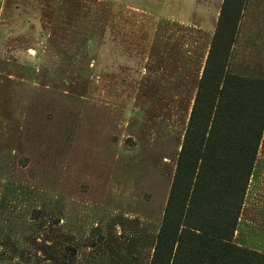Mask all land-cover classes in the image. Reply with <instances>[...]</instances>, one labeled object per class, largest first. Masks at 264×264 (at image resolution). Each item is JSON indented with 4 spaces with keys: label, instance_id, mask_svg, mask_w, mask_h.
Returning <instances> with one entry per match:
<instances>
[{
    "label": "rangeland",
    "instance_id": "1",
    "mask_svg": "<svg viewBox=\"0 0 264 264\" xmlns=\"http://www.w3.org/2000/svg\"><path fill=\"white\" fill-rule=\"evenodd\" d=\"M223 4L0 0V264H150L163 229L227 218L264 256V134L245 189L216 143L191 180L201 121L219 137L258 116L240 80L264 79V0H245L223 57L239 82L198 95ZM170 251L191 262L186 239Z\"/></svg>",
    "mask_w": 264,
    "mask_h": 264
},
{
    "label": "trees",
    "instance_id": "2",
    "mask_svg": "<svg viewBox=\"0 0 264 264\" xmlns=\"http://www.w3.org/2000/svg\"><path fill=\"white\" fill-rule=\"evenodd\" d=\"M245 5V0H224L221 11V18L218 27L210 44V52L207 60V66L212 64V61L217 58L216 52L220 53L221 57L217 62V67L214 76H208V70L204 72V81L209 77L210 88L208 92L202 91L203 81L200 83L198 95L204 97L208 102H212L215 98H220L224 95L225 87L228 88L233 81L239 82V78L228 74L226 71V63L223 57L230 51L234 44L240 15ZM207 69V68H206ZM241 84L244 85V90L254 95L257 92L261 95L259 98L258 108L253 104L248 103L250 110H256L258 116L244 119L243 125L246 129L240 132L235 127L227 126L223 134L214 137L213 133H207V120H203L198 125V130L195 134V146H192V152L195 157L194 168L192 171V179L198 164L205 161L206 151L209 144L216 143L226 148L225 150L237 149V156L240 158V163L236 170V175L245 186L248 183L250 173L254 167L257 159L258 148L262 141L264 134V79L248 80L243 78ZM221 85L223 88L221 89ZM244 111L248 109H243ZM239 125L243 126L238 122ZM229 124V123H228ZM204 146L202 147V144ZM200 145V146H198ZM220 153V152H219ZM221 153H225L221 151ZM221 155V154H220ZM222 158V157H221ZM201 167V166H200ZM199 178V177H198ZM197 178V180H198ZM192 182V181H191ZM236 223L233 219H225L222 221L220 228L216 225L212 230L208 228L193 230L190 227L176 224L174 227L170 226L169 230L166 228L156 237L155 252L150 261V264H170L172 249L175 241L180 243L184 239L190 245V263L189 264H264V256L259 254L249 253V251L242 250L231 243L233 231ZM182 228V230H181ZM168 232V233H167ZM167 246L166 255H159L161 247ZM169 254V255H168Z\"/></svg>",
    "mask_w": 264,
    "mask_h": 264
}]
</instances>
